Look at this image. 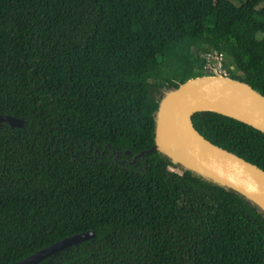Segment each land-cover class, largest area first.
<instances>
[{"label": "trees", "instance_id": "1", "mask_svg": "<svg viewBox=\"0 0 264 264\" xmlns=\"http://www.w3.org/2000/svg\"><path fill=\"white\" fill-rule=\"evenodd\" d=\"M214 51L264 94V0H0V114L25 121H0V264L86 231L39 264H264L251 198L161 150L133 162ZM192 120L264 169L263 131Z\"/></svg>", "mask_w": 264, "mask_h": 264}, {"label": "water", "instance_id": "2", "mask_svg": "<svg viewBox=\"0 0 264 264\" xmlns=\"http://www.w3.org/2000/svg\"><path fill=\"white\" fill-rule=\"evenodd\" d=\"M199 111H215L248 123L264 132V94L250 84L222 75L190 78L161 102L154 145L134 157L163 151L186 168L212 177L245 194L264 209L256 194L264 196V169L206 139L194 126ZM249 118H254L252 121ZM0 121L21 126L24 120L1 115ZM130 154V151L126 152ZM95 236L86 231L67 236L13 264H39L46 258Z\"/></svg>", "mask_w": 264, "mask_h": 264}, {"label": "built area", "instance_id": "3", "mask_svg": "<svg viewBox=\"0 0 264 264\" xmlns=\"http://www.w3.org/2000/svg\"><path fill=\"white\" fill-rule=\"evenodd\" d=\"M207 58V64L205 66L206 69L208 70H214L215 72L219 73H226V69L224 67V56L221 53H218L216 51L214 52H209L206 55Z\"/></svg>", "mask_w": 264, "mask_h": 264}, {"label": "bare ground", "instance_id": "4", "mask_svg": "<svg viewBox=\"0 0 264 264\" xmlns=\"http://www.w3.org/2000/svg\"><path fill=\"white\" fill-rule=\"evenodd\" d=\"M251 119L252 121H254V118H249ZM256 196L259 198V200L264 203V196L260 195V194H256Z\"/></svg>", "mask_w": 264, "mask_h": 264}, {"label": "rangeland", "instance_id": "5", "mask_svg": "<svg viewBox=\"0 0 264 264\" xmlns=\"http://www.w3.org/2000/svg\"><path fill=\"white\" fill-rule=\"evenodd\" d=\"M239 3H240V1H239ZM224 58H225V60H228L226 57H224ZM220 74L227 76V74H228V71H226V73H225V72H223V73H220Z\"/></svg>", "mask_w": 264, "mask_h": 264}, {"label": "clouds", "instance_id": "6", "mask_svg": "<svg viewBox=\"0 0 264 264\" xmlns=\"http://www.w3.org/2000/svg\"><path fill=\"white\" fill-rule=\"evenodd\" d=\"M219 73V72H218Z\"/></svg>", "mask_w": 264, "mask_h": 264}]
</instances>
